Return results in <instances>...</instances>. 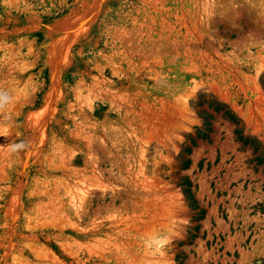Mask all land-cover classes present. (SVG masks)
Returning <instances> with one entry per match:
<instances>
[{
	"label": "rangeland",
	"instance_id": "1",
	"mask_svg": "<svg viewBox=\"0 0 264 264\" xmlns=\"http://www.w3.org/2000/svg\"><path fill=\"white\" fill-rule=\"evenodd\" d=\"M95 1L0 0V264H264V0Z\"/></svg>",
	"mask_w": 264,
	"mask_h": 264
},
{
	"label": "bare ground",
	"instance_id": "2",
	"mask_svg": "<svg viewBox=\"0 0 264 264\" xmlns=\"http://www.w3.org/2000/svg\"><path fill=\"white\" fill-rule=\"evenodd\" d=\"M99 4H100V0H96L95 2H94V5L92 6V9H91V11H90V13L91 14H89V16H88V18L86 19V21L85 22H83L80 26H79V28H78V31H76V32H73L74 34H73V37H74V35L76 36V37H79L80 35H82V34H84L86 31H87V29L89 28V26L92 24V22H93V20H94V17H95V15H96V11H97V9H98V7H99ZM70 45H71V40H69V41H67L65 44H64V46L62 47V50H60L61 51V58H64V56H65V54L68 52V50H69V47H70ZM57 66V65H56ZM59 85V69H58V66H57V68H55V74H54V78H53V84H52V88L53 89H56V87ZM53 98L50 96L49 98H48V101L50 102L51 100H52ZM50 105V104H49ZM45 107V106H44ZM47 107V106H46ZM44 110V111H43ZM43 113L42 114H40V116H44V115H46L45 114V112H46V110H47V108H43Z\"/></svg>",
	"mask_w": 264,
	"mask_h": 264
},
{
	"label": "clouds",
	"instance_id": "3",
	"mask_svg": "<svg viewBox=\"0 0 264 264\" xmlns=\"http://www.w3.org/2000/svg\"><path fill=\"white\" fill-rule=\"evenodd\" d=\"M5 99H6V97H5Z\"/></svg>",
	"mask_w": 264,
	"mask_h": 264
}]
</instances>
